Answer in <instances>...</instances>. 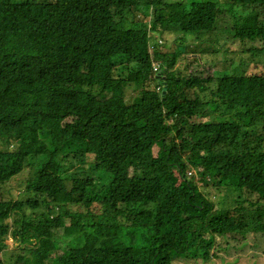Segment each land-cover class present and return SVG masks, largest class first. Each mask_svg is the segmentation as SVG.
<instances>
[{"label": "trees", "instance_id": "1", "mask_svg": "<svg viewBox=\"0 0 264 264\" xmlns=\"http://www.w3.org/2000/svg\"><path fill=\"white\" fill-rule=\"evenodd\" d=\"M239 8L253 21H236L235 38L264 41V0H0V184L45 156L27 184L33 200L0 199L11 264H185L209 259L217 238L264 237V66L181 71L171 50L190 39L205 62L199 34ZM79 155L89 173L65 176L61 159ZM229 184L231 198L257 199L212 201L210 188ZM62 208L68 226L51 213ZM35 227L54 232L29 246ZM102 227L137 241L86 245L83 231Z\"/></svg>", "mask_w": 264, "mask_h": 264}, {"label": "rangeland", "instance_id": "2", "mask_svg": "<svg viewBox=\"0 0 264 264\" xmlns=\"http://www.w3.org/2000/svg\"><path fill=\"white\" fill-rule=\"evenodd\" d=\"M155 1V0H154ZM189 2L186 5L188 8ZM227 5H224L226 7ZM220 23L218 27L211 31H205L199 34L200 44L207 50V56L204 60L198 55V61H194L192 58L195 55L189 53L193 42L189 39H185L183 43L174 42V46L171 47V41H168L166 48H170L174 52L178 53L179 58L175 64V67L181 71L186 69L187 72L197 70L198 72H211L215 76H225L230 74L233 70L240 72H252L264 66V41L257 39L255 41H246L242 43L238 38H235L233 31H230L231 27L236 25H244L252 23V19L249 18L248 14L242 12L239 8L236 15L232 14L231 10H222ZM149 19L151 17L149 16ZM129 22V21H128ZM229 28V29H228ZM254 49L257 51H248ZM188 62V63H187ZM185 70V71H186ZM137 94V89L132 86H126L124 91L125 100L131 102ZM204 116L195 117V121L204 120L207 117L206 112ZM63 158L60 156L59 159ZM68 159H61V162L66 169L65 176L84 175L89 173V165L92 163L91 157L86 155H79L75 157H67ZM45 160V156H35L29 159L25 163L24 169L13 177L9 182L0 184V199H16L22 202L27 200H33L36 195L27 191V184L29 181L37 179L36 168L39 167L42 161ZM69 160V161H68ZM188 176H194L195 173L192 169L187 170ZM194 182L200 185V180L195 176ZM66 184L70 185V181L66 180ZM233 185L229 184L221 189L210 188L212 201L217 202L224 201L227 205L239 206L243 204L248 205V201L256 200L255 194H245L238 199H233L231 196H235L238 191H234ZM75 208V207H71ZM26 213V219L36 220V217L31 213V209H27L26 205L23 208ZM42 211L47 212L45 205H40L39 208L35 209V214L39 215ZM97 212L101 211V206L96 208ZM65 210H53V215L61 213L63 215V224L68 226L70 224V217L66 215ZM14 217V216H13ZM12 217V218H13ZM12 227H14L12 225ZM16 228H19L17 226ZM50 228L35 227L31 231L32 238L27 241L29 246H38L41 244L43 238L50 237ZM59 235H62V228L57 230ZM57 235V237H59ZM86 236L85 243L88 246L93 245H122V244H133L137 241L136 234L132 232L131 236H122L121 230L118 228L102 227L94 230L91 234L87 231H83V236ZM144 239L143 234L140 235ZM85 238V237H84ZM7 248L0 251V257L5 261V264H11L13 259L11 255V249L17 247V243L13 241L11 236L4 241ZM18 242V241H17ZM264 237L261 235L249 233L245 238L241 235H236L235 239L230 238L226 241L225 238H217L216 246L213 251H210V258H202L200 261H188L185 264H264ZM48 250L44 251V256L48 255Z\"/></svg>", "mask_w": 264, "mask_h": 264}, {"label": "built area", "instance_id": "3", "mask_svg": "<svg viewBox=\"0 0 264 264\" xmlns=\"http://www.w3.org/2000/svg\"><path fill=\"white\" fill-rule=\"evenodd\" d=\"M158 67H159V64H157V63H155V62L152 64V69H153V71L156 70ZM157 90H159L158 87H157Z\"/></svg>", "mask_w": 264, "mask_h": 264}]
</instances>
